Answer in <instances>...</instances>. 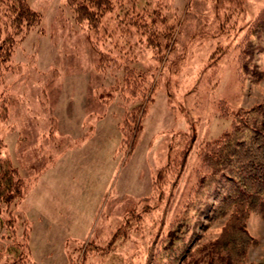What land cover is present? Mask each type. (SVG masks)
<instances>
[{"label": "rangeland", "instance_id": "obj_1", "mask_svg": "<svg viewBox=\"0 0 264 264\" xmlns=\"http://www.w3.org/2000/svg\"><path fill=\"white\" fill-rule=\"evenodd\" d=\"M28 2L24 35L0 12V264L12 241L26 264H178L165 235L201 148L264 99V53L259 81L238 71L264 0H113L97 29L65 0ZM225 220L188 232L195 256ZM247 227L263 261L264 218Z\"/></svg>", "mask_w": 264, "mask_h": 264}, {"label": "trees", "instance_id": "obj_2", "mask_svg": "<svg viewBox=\"0 0 264 264\" xmlns=\"http://www.w3.org/2000/svg\"><path fill=\"white\" fill-rule=\"evenodd\" d=\"M65 1L72 8L75 21H86L91 29H97L104 14L113 8V0ZM0 12L8 18L13 15L12 26L20 33L25 27L23 35L40 24L39 11L31 8L28 0H0ZM250 25L249 38L238 56V71L241 78H245L247 73L259 81L262 71L256 67L250 69L249 65L255 51L264 53V6ZM237 111L232 113L229 129L201 148L199 159L203 171L199 173L194 196L165 235V252L178 264L186 260L190 262L191 256L193 260L189 264L193 261L197 264H264V260L248 261L249 246L255 243V238L247 227L252 212L264 218V99ZM187 153L188 148L183 149L179 166H183ZM220 218L226 220L219 234L200 246L195 256L194 239L199 237V233L197 230L188 237V232L195 227H207L202 219L210 224ZM13 245L19 247L12 241L11 247L7 248V256L11 258L9 264H26L27 258L11 250Z\"/></svg>", "mask_w": 264, "mask_h": 264}]
</instances>
